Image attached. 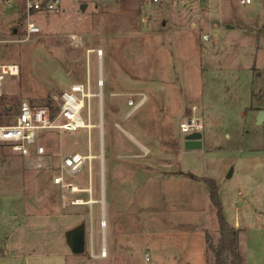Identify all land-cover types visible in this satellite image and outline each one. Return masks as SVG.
<instances>
[{
	"label": "rangeland",
	"instance_id": "obj_1",
	"mask_svg": "<svg viewBox=\"0 0 264 264\" xmlns=\"http://www.w3.org/2000/svg\"><path fill=\"white\" fill-rule=\"evenodd\" d=\"M189 1L200 10L193 25L178 7ZM194 1L62 0L34 14L41 31L26 40L16 1H0V61L20 67L5 82L12 111L0 115L13 119L22 100L45 104L88 72L93 91L104 80L90 99L91 145L87 128L39 129L52 163L35 167L0 142V264H206L205 232L217 242L219 225L204 176L243 229L246 264H264V0ZM89 48L104 49L101 71ZM190 112L203 124L199 148L183 145ZM89 150L66 177L77 189L54 181L63 154ZM80 223L86 249L74 253L67 233Z\"/></svg>",
	"mask_w": 264,
	"mask_h": 264
},
{
	"label": "built area",
	"instance_id": "obj_2",
	"mask_svg": "<svg viewBox=\"0 0 264 264\" xmlns=\"http://www.w3.org/2000/svg\"><path fill=\"white\" fill-rule=\"evenodd\" d=\"M8 3L16 1V7L20 11V17L23 21L24 32L19 40L29 39L33 34L41 31L40 25L34 21V14L38 12L58 11L61 8L62 0H0ZM148 4L176 2L180 3L186 0H143ZM199 1V0H197ZM251 1V0H246ZM205 39H209V34L205 33ZM71 41L78 45L82 43L81 37L77 33L70 34ZM97 53L99 67L101 71V60L103 48H89L88 52ZM19 63L0 61V95L4 94L5 82L8 75L19 74ZM97 85L98 91L92 90L90 73L85 81H75L61 91L52 93V98L56 101L59 109L53 117L49 104H33L28 100H22L17 114L12 119L8 115H0V142L8 143L14 151L23 155H34L35 167H47L51 165L52 160L44 144L37 142L39 129L43 128H61L66 130H77L78 128H87L89 143L91 145V108L90 99L94 95H102L101 89L103 79L100 74ZM129 103L134 100L129 99ZM87 109V118L83 115V109ZM61 119V120H60ZM203 124L200 117L195 112L187 114L186 118L180 122L181 131L188 132L202 130ZM36 142L35 147L31 144ZM92 156L91 151L82 153L74 151L62 155L60 171L55 174L54 181L68 188L77 189V185L66 180L67 176L78 173L85 161ZM262 166L264 176V148L262 150ZM107 249L105 244L102 247V254L106 255ZM149 257L147 256V259Z\"/></svg>",
	"mask_w": 264,
	"mask_h": 264
},
{
	"label": "trees",
	"instance_id": "obj_3",
	"mask_svg": "<svg viewBox=\"0 0 264 264\" xmlns=\"http://www.w3.org/2000/svg\"><path fill=\"white\" fill-rule=\"evenodd\" d=\"M18 28L16 25L15 28ZM5 95H0V113L9 114L12 111V105L5 102ZM45 104H49L51 107V113L54 117L59 109L56 101L52 98L51 94H48L46 98L42 100ZM190 111V110H189ZM204 181L209 186L210 197L212 203L216 207V216L219 225V237L217 242H214L210 233L206 230L205 240L207 246L214 253L213 264H242L243 255L239 249V230L231 224L225 217L223 212V204L219 195V186L215 178L210 176H204Z\"/></svg>",
	"mask_w": 264,
	"mask_h": 264
},
{
	"label": "water",
	"instance_id": "obj_4",
	"mask_svg": "<svg viewBox=\"0 0 264 264\" xmlns=\"http://www.w3.org/2000/svg\"><path fill=\"white\" fill-rule=\"evenodd\" d=\"M87 4L83 3L82 6L85 7ZM16 30V28H15ZM264 120V109L258 111L256 121L261 123ZM202 130H196L188 132L183 135V145L187 148H199L202 146ZM232 170H229L227 176H231ZM68 244L70 249L74 253H82L86 249V234H85V224L80 223L68 230L67 233Z\"/></svg>",
	"mask_w": 264,
	"mask_h": 264
},
{
	"label": "crops",
	"instance_id": "obj_5",
	"mask_svg": "<svg viewBox=\"0 0 264 264\" xmlns=\"http://www.w3.org/2000/svg\"><path fill=\"white\" fill-rule=\"evenodd\" d=\"M194 1V0H193ZM197 1V0H196ZM196 1H194V2H196ZM200 1H203V0H199V1H197V2H200ZM197 2H196V4H197ZM131 2H130V0H125V2H124V4L125 5H129ZM166 3H168V2H166ZM179 6V10H181L182 12H183V14L186 16V17H189V18H191V21H190V23L193 25V24H196V20H195V18L193 17V12H199L200 10H199V7H197L196 5H195V3H193V2H184V3H181V4H178ZM87 6V5H86ZM129 9H131V7H129ZM163 23H165V22H163ZM216 24H218V23H216ZM103 51H104V49H103ZM104 54V53H103ZM101 76H102V74H101ZM103 79V78H102ZM103 86H104V80H103ZM102 86V87H103ZM101 92H102V89H101ZM139 100V99H138ZM145 102H144V99L142 98V99H140L137 103H136V105L134 106V107H132V108H130L126 113H125V117H127V118H129V117H131L136 111H137V109H139L143 104H144ZM257 114H258V112H257ZM257 116V115H256ZM256 123H257V121H256ZM127 132V134L130 136V137H132L137 143H138V146H139V148H142L143 146H145L140 140H138L131 132H129V131H126ZM102 138H103V136H102ZM142 153H141V151H139V150H137V151H133V153H131V156H137V155H141ZM264 179V178H263ZM263 189H264V182H263ZM244 203V200H241L240 201V204H243ZM104 214V213H103ZM106 216V215H105ZM237 224H242V222H240V221H237L236 222ZM243 223H245V221L243 222ZM232 224V223H231ZM246 224V223H245ZM238 228V230H239V249H240V252L242 253V255H243V263L242 264H246V258H245V255H244V253H243V250H242V243H241V233L240 232H242V230L243 229H240L239 227H237ZM85 234H86V230H85ZM91 246L92 247H94V245H93V241H92V239H91ZM205 255H206V264H213V262H214V253H213V251L212 250H210L209 248H208V246H207V244H206V249H205Z\"/></svg>",
	"mask_w": 264,
	"mask_h": 264
}]
</instances>
